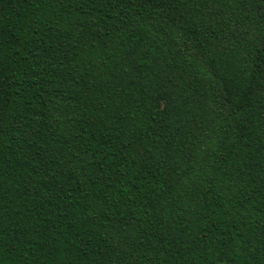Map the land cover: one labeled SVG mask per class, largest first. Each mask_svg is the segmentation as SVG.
<instances>
[{"label":"trees","instance_id":"1","mask_svg":"<svg viewBox=\"0 0 264 264\" xmlns=\"http://www.w3.org/2000/svg\"><path fill=\"white\" fill-rule=\"evenodd\" d=\"M0 264H264V0H0Z\"/></svg>","mask_w":264,"mask_h":264}]
</instances>
